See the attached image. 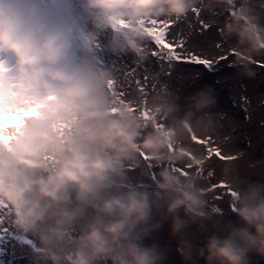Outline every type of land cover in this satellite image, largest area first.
Wrapping results in <instances>:
<instances>
[{"label":"clouds","instance_id":"obj_1","mask_svg":"<svg viewBox=\"0 0 264 264\" xmlns=\"http://www.w3.org/2000/svg\"><path fill=\"white\" fill-rule=\"evenodd\" d=\"M197 3L0 0V228L31 242L36 264H264V171L242 175L239 155L218 156L229 138L214 89L186 110L115 96L109 61L137 54L138 21L174 27ZM228 11L252 47L219 60L264 79V24Z\"/></svg>","mask_w":264,"mask_h":264},{"label":"rangeland","instance_id":"obj_2","mask_svg":"<svg viewBox=\"0 0 264 264\" xmlns=\"http://www.w3.org/2000/svg\"><path fill=\"white\" fill-rule=\"evenodd\" d=\"M241 6L264 24V0H234L233 5L221 0H198L197 10L192 11L183 23L172 27L174 39H184L189 51L213 61L212 68L194 65L177 68L172 63L153 61L152 49L142 48L137 40L145 35L157 37L161 31L167 30L155 20L138 21V27L129 35L128 42L136 49V55L129 54L115 64L111 60L109 63L118 76L114 85L115 96L119 98L117 103L131 100L152 104L155 97L163 96L186 110L192 96L214 89L217 100L214 114L226 113L219 131L222 137L229 138L217 140V144H226L222 154L240 156L235 164L242 175H252L264 171V79L242 75V64L247 62H241L238 57L229 55L228 60H219L232 48L245 54L251 50L247 35L243 39L237 35L243 21L235 20L228 11ZM208 24L211 27L205 29ZM226 24H231V30L225 28ZM233 60L237 62L236 66L230 67L229 62ZM169 72L170 76L167 75ZM242 97H247V102ZM200 147L204 148L203 145ZM212 150H216L215 144H212ZM150 176L142 178L144 183H151ZM167 231L168 225H162L159 238ZM172 260L173 264H180L178 255H173ZM36 261L31 242L21 244L18 238L0 228V264H36Z\"/></svg>","mask_w":264,"mask_h":264},{"label":"snow or ice","instance_id":"obj_3","mask_svg":"<svg viewBox=\"0 0 264 264\" xmlns=\"http://www.w3.org/2000/svg\"><path fill=\"white\" fill-rule=\"evenodd\" d=\"M167 30L161 31L159 36L151 37V56L153 61L160 60L175 64L177 68H190L193 64H203L209 68L213 67V62L206 57L197 55L194 51H189L184 39L179 41L174 39L172 27H166ZM260 71L264 73V66ZM247 102V97H242ZM218 156H223L218 152Z\"/></svg>","mask_w":264,"mask_h":264}]
</instances>
